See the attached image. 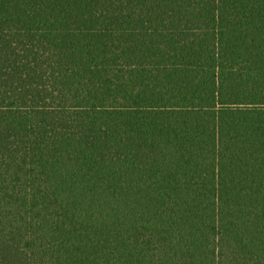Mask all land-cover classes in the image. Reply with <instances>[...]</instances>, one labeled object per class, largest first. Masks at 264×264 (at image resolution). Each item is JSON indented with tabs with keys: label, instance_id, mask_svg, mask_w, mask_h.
Masks as SVG:
<instances>
[{
	"label": "trees",
	"instance_id": "1",
	"mask_svg": "<svg viewBox=\"0 0 264 264\" xmlns=\"http://www.w3.org/2000/svg\"><path fill=\"white\" fill-rule=\"evenodd\" d=\"M0 264H264V0H0Z\"/></svg>",
	"mask_w": 264,
	"mask_h": 264
}]
</instances>
